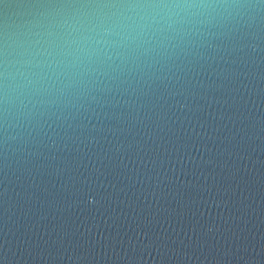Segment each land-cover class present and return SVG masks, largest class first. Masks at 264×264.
Instances as JSON below:
<instances>
[{"label": "water", "instance_id": "water-1", "mask_svg": "<svg viewBox=\"0 0 264 264\" xmlns=\"http://www.w3.org/2000/svg\"><path fill=\"white\" fill-rule=\"evenodd\" d=\"M0 264H264V25L0 127Z\"/></svg>", "mask_w": 264, "mask_h": 264}, {"label": "clouds", "instance_id": "clouds-1", "mask_svg": "<svg viewBox=\"0 0 264 264\" xmlns=\"http://www.w3.org/2000/svg\"><path fill=\"white\" fill-rule=\"evenodd\" d=\"M0 19V127L75 117L264 25V0H18Z\"/></svg>", "mask_w": 264, "mask_h": 264}]
</instances>
